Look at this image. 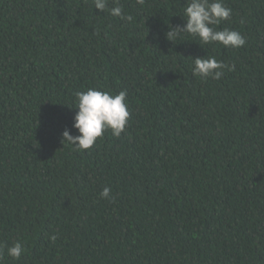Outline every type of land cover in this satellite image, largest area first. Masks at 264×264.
Wrapping results in <instances>:
<instances>
[{"label": "trees", "instance_id": "obj_1", "mask_svg": "<svg viewBox=\"0 0 264 264\" xmlns=\"http://www.w3.org/2000/svg\"><path fill=\"white\" fill-rule=\"evenodd\" d=\"M186 3L0 0V264H264V0H224L239 49L167 40ZM90 87L130 117L81 151L61 134Z\"/></svg>", "mask_w": 264, "mask_h": 264}, {"label": "clouds", "instance_id": "obj_2", "mask_svg": "<svg viewBox=\"0 0 264 264\" xmlns=\"http://www.w3.org/2000/svg\"><path fill=\"white\" fill-rule=\"evenodd\" d=\"M95 9L107 11L112 16L131 21L130 15H125L119 0H115L116 6L109 8L108 0H92ZM143 3V0H137ZM232 14V9L226 7L224 0H187L183 10V26H168L165 33L167 40L175 42L182 34L187 33L199 37L200 44H222L225 48L239 49L246 44L245 38L240 32L230 27L219 28L222 21H227ZM194 59L192 74L203 78L211 77L220 79L223 69L228 67L215 57H197ZM229 70H235L232 65ZM76 106L78 109L74 117L72 129L77 131L73 135L72 129L65 128L61 134L62 143L73 146L76 150H88L103 136L104 131L111 129L112 135L120 137L125 131L130 112L126 104L127 91L121 90L118 94L102 91L96 88H88L86 91L75 92ZM111 189L105 187L101 192L102 198H110ZM54 242L56 235H51ZM24 246L17 241L7 248V255L19 260L24 254Z\"/></svg>", "mask_w": 264, "mask_h": 264}]
</instances>
